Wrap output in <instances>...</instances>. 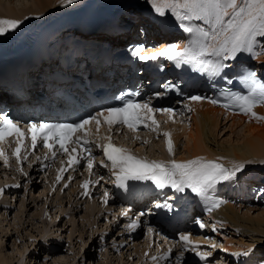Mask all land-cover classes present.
<instances>
[{"label":"snow or ice","instance_id":"obj_1","mask_svg":"<svg viewBox=\"0 0 264 264\" xmlns=\"http://www.w3.org/2000/svg\"><path fill=\"white\" fill-rule=\"evenodd\" d=\"M72 2L73 0H65L67 4ZM148 3L159 16L170 12L179 22L181 28L193 34V39L183 48L171 44L152 54H143L144 46H136L133 49V55L142 61L166 57L173 61L177 67L182 63L193 64L195 71L215 77L230 67L227 62L235 61L242 53L250 54L252 59H256L261 53H264V45H261V40H264V0H148ZM193 21H202L205 27L193 25L191 23ZM21 23L22 21L18 19L0 18V36L16 30ZM258 47L259 51H257ZM225 79L227 78L225 77ZM239 79L248 83L247 94L228 93L227 102L222 106L225 109H235L250 119L264 120V116L258 115L254 111L258 104H264V83L257 78V73L253 70H245ZM227 82L232 83L231 80ZM174 87L175 85H164L166 90ZM166 94L167 92L157 95ZM187 99L193 102L207 99L214 105L221 104V101L215 97L193 95ZM185 107L188 111L193 110L188 105ZM157 112L168 114L170 117L174 115L173 108L155 109L149 103L141 104L133 99H126L121 102L120 106L105 108L95 115H89L74 123L31 122L27 126V131L22 129L9 114L3 113L0 114V159L5 164L8 163V156L3 146L9 138H12L16 145L12 155L18 163L26 160L27 156L22 157L21 152L26 147L25 140L30 137L33 150L38 144L47 149L49 155L45 159L55 158L58 153L67 157L57 170V182L63 179L64 172L74 169L82 161H85L89 174L99 164L101 167L109 169L116 178V186L125 190L128 188V181H152L159 189L170 186L177 192L189 188L198 197L209 202L207 211L210 213L222 203L211 196L217 185L235 182L238 176L245 172L246 167L253 163L252 161H232L229 166L222 162L223 157L212 160L202 156L186 161H177L174 158L168 161L149 160L146 157L135 155L132 149L124 145L116 144L111 135L101 137L104 141L102 144L95 143L90 139L89 125L93 123L97 133H99L102 124H106L110 132L120 126H126L133 133L143 125L160 135V122L155 119L154 115ZM162 135L165 138L169 156L174 157L175 145L171 133L165 131ZM134 139H139V137L136 136ZM93 144L102 151L104 159L96 160L92 152ZM259 163L264 165V160ZM17 170L27 175L23 172L22 167ZM96 183L99 181H83L81 187L84 192L82 194L88 196L90 184ZM67 186L65 184V187ZM2 193L3 189L0 188V194ZM108 200L109 193L105 192L104 203L107 204ZM156 206L170 207L167 203L163 205L158 203ZM129 211V209H124L120 215L128 216ZM195 223L200 228L206 227L199 220H196ZM137 226L138 219L133 220L127 225V228L131 230ZM212 227L215 230V225ZM148 231L151 233L153 229L149 228ZM179 240L183 243L185 251L195 253L200 261L209 264L208 258L212 256V252L201 251L199 243L194 242L190 234H180ZM211 247L215 249L217 246L212 244ZM223 251L227 252V249H223ZM172 252L173 249L169 248L159 258L167 260ZM252 252L253 249L249 248L243 252L232 253V255L248 257ZM182 256L183 253L176 259L180 260ZM152 259L156 260L157 257L153 256Z\"/></svg>","mask_w":264,"mask_h":264},{"label":"rangeland","instance_id":"obj_2","mask_svg":"<svg viewBox=\"0 0 264 264\" xmlns=\"http://www.w3.org/2000/svg\"><path fill=\"white\" fill-rule=\"evenodd\" d=\"M51 1L53 5L56 3L55 7L57 8L62 7L65 3V0ZM147 1L148 0H105V2H99L101 4H98V6H102L104 9L114 6L116 11L123 9L124 12L131 10L132 7V10L138 8L140 11L139 3L144 5ZM129 4H131V7H127ZM33 5V0H0V14L4 15L5 18L7 15H12L10 13H5L6 8H11L13 14L18 17L20 15V10ZM55 7H51L50 10L55 9ZM65 13V10L62 11L55 17V19L63 14L65 15ZM166 14L171 13L168 12ZM29 15L30 14L26 16ZM122 19L124 24L130 26L128 24V19L123 15ZM149 19L150 18H148V20ZM142 22L147 24L145 21H136V25H140ZM133 25L130 26V29L135 34L136 30ZM124 32L118 36L119 41H124L128 38L126 36L128 34H125ZM155 38L157 39V37ZM262 41L264 40H261V42ZM262 44L264 45L263 42ZM261 57L264 58V54L259 58ZM257 59L258 57L256 58V61ZM256 61H254V63H257ZM258 66L264 67V64L257 65V67ZM240 136V126L232 124L230 121L224 120L223 118H219L218 125L207 137V141L210 145L217 140L216 144L217 146H220L226 145L228 142H235ZM252 165L257 164L253 163ZM252 165H250V168H247L249 170H247L246 174L254 172L256 176L259 173V175H264L261 173L263 171L261 167H253ZM28 183L31 184V188L30 184L25 188L23 186V188L17 193V198H15V200L5 201L2 204V207H0V226L5 229V232H2L1 234L2 243L0 244V249L10 260L9 264H124L123 262L126 261L129 253L134 257L136 251L132 245L133 243L129 241L127 237L117 235L116 231H111L108 221L105 219V211H103L102 206L97 203L81 205V207L72 210L70 205L64 206V202L60 203L59 198H57L54 201L51 200V204L53 206L57 205L58 208H60V211L65 212V214L68 213V215L63 216L53 226L50 224L44 225L39 222L38 213L41 203L43 202L44 190L38 176ZM22 197H24V200L20 201V198ZM38 200L40 201L36 203ZM260 201L261 200H257L256 202L260 203ZM249 208L252 210H248ZM261 210H264V205L253 203L251 206L246 205L243 208H239L238 212L239 216L241 215L240 217L248 214L249 217H257L259 216L258 213H261ZM34 214L35 216H33ZM102 216L103 218H101ZM85 217L87 218V222ZM94 221L98 222L94 224ZM50 227H54L52 231L56 233L50 232L48 238L44 240L45 242L37 243L36 241L39 240V229L41 231H48ZM226 227L224 235H222L225 239L239 241L242 238L245 242H249V246L247 245L246 248H249L252 244H256L264 250V242L262 241L259 243L258 241H250L247 237L242 235L241 232L243 229H241L242 227L239 225H226ZM87 229L92 230V234H95L93 235L94 239H88V233H86V231H88ZM42 235L43 236H40V239L46 237V234L42 233ZM115 237H117V239L114 242H111ZM53 239H56V242H53ZM102 240L105 241L106 245H104L102 250H99L97 244H102ZM118 242H121L120 245H116ZM129 247H132L131 250L128 249ZM118 250L119 252L117 253ZM128 264L130 263L128 262Z\"/></svg>","mask_w":264,"mask_h":264},{"label":"bare ground","instance_id":"obj_3","mask_svg":"<svg viewBox=\"0 0 264 264\" xmlns=\"http://www.w3.org/2000/svg\"><path fill=\"white\" fill-rule=\"evenodd\" d=\"M33 3H34L33 6L23 8V10H20V12H19L20 15L18 17L15 16V14H13V11H11V8L10 9L6 8L5 13L12 14V15H7L6 18L18 19L21 21H27L29 19H31V21H33V18H40L41 20H43V23L50 22L49 19L52 18V13L54 14V12L50 11L48 14H46V12L48 10H50L51 7H53V6L55 7L56 3H54V5H53L51 0H33ZM99 4H101V3H99ZM146 8L148 9V10H145L147 12V17L150 18L149 21L152 23H155V21L158 17L161 21L177 22L173 16L171 18L166 19V17L170 16L171 14H165L164 16H159L158 14H156L152 10L148 1H147V7ZM105 10L110 11L112 16H118L120 14L123 15V13H125L123 9L116 11L114 6L107 8ZM137 10H139V9L136 8L132 11L137 12ZM61 11H63V10H61ZM28 14H30V15L26 16ZM63 15H61V16H63ZM0 18H5V16L0 14ZM53 20H51V21H53ZM199 22H201L202 27H205V25L202 21H199ZM34 25H35V23H31L29 28L30 29L33 28ZM132 25L133 24H131L130 26H132ZM130 26H128L127 24L121 25V28L127 29V31H125V32L123 31V32L125 34H128V35H126L128 38L134 34V32L130 29ZM133 26L135 27V24ZM123 32H120V35ZM28 35H29V30L23 31L21 34V37L16 38L17 39V45H22L23 44L22 38H26ZM0 39H1V37H0ZM165 40H166V38H163V41H165ZM262 42L264 43V41H262ZM243 56H247L246 58L248 60H250L251 62H253L255 67H257V65L264 64V58H262V57L259 58L261 55L258 56L257 61H256V59L253 60L252 58H249L250 54L243 53V54L239 55V57H243ZM254 61H256L257 63H254ZM258 68L264 70V67L258 66ZM254 111L258 115L264 116V108L263 107H257L254 109ZM219 118L220 119L223 118L224 120L230 121L232 124H236V125L240 126L241 127L240 138L237 139L235 142H228V144L226 143V145L217 146V144H216L217 140H215L214 143H211L209 145L208 141H207V137L212 133L213 129L218 125V119ZM187 120L189 122H187L186 124H182V123L176 124V120L173 121V124H172L173 132H171V137H172V140H173L174 145H175L174 157H170L168 154V151L166 148V143H165V138H162V139L159 138V141L157 142L156 147L154 149H153V146H150L149 150H152V152L150 151L148 154L149 155L158 154V157L156 158V160H163V161H168L169 159H172V158L176 159L177 161H180V159H183L186 157H197V156H202V157H205L207 159H216L217 157H223L224 159L222 162L226 163V164H230L232 161H252L253 163H255L257 165H252L253 163H251L246 167V169L250 168V165H252L253 167L259 166L264 171V165H261L259 163V161L264 160V120L250 119L246 115L225 114L220 109L215 108V107L207 104L206 102L194 103L193 104V112L187 117ZM237 128H239V127H237ZM181 138H182V141H181ZM137 140L138 139L132 140L134 142V146H136V144L139 143ZM31 171H32V175L39 174L38 170L35 168H32ZM28 176L29 175H27L26 177H24V176L23 177L20 176V177L22 180H24V178H27ZM32 187H33V185H32ZM240 188H242V186ZM46 189L50 190V189H48V187ZM30 193H31V191H30ZM23 196H24V194H23ZM16 198H17V194H16ZM6 200H8V199H5L4 201H6ZM23 200H24V197L20 198V201H23ZM34 200H35V198H34ZM39 201L40 200L36 201V203H38ZM66 202H68V201H66ZM40 207H42V204ZM75 207L77 208L78 205H75ZM243 207H245V205L244 206L234 205L233 203L226 204V205L220 207L218 210H216L211 215V218L216 223L221 224L222 227H226V225H234V226L239 225L240 227H242L241 229H243L241 232L242 235L247 237L250 241H252V240L258 241L259 243H261L262 241L264 242V238H262V237H264V210H261V213H258L259 216H257V217H249V214L246 216L242 215V217H240L241 215L239 216L238 209L243 208ZM26 208H27V206H26ZM21 209H22V206H21ZM109 209H111V207L109 205H107L103 208V211L107 210V212H110ZM245 210H246V208H245ZM248 210H252V209L249 208ZM39 212H40V210H39ZM247 212H250V211H247ZM60 214H61V212H60ZM33 216H35V214ZM81 218H83V217H81ZM101 218H103V216ZM109 218L114 220V214H113V217L109 216ZM53 219L54 218H52V220ZM105 219L108 221V225L110 226L111 230L119 227V223L117 222V220H115L112 224L106 215H105ZM142 219H143V217H141L140 220H142ZM86 222H87V218H86ZM97 222L98 221H94V224ZM82 225H83V222H82ZM58 227H59V223H58ZM53 229H54V227L53 228L50 227V229L48 231H41L39 229V235H38L39 240H37L36 242L37 243L45 242L44 240H46L48 238V235L50 232L56 233V232L52 231ZM84 229H85V227H84ZM87 230L88 231H86V230L85 231H86V233H88V237H89L88 239H90V240L94 239L93 235H95V234H92V230H89V229H87ZM120 231L121 230H119V232ZM130 231L134 232L135 234L132 238H130L129 241H132V243H133L132 245L135 248V251L141 253L143 250L142 247L147 242L149 244V242L151 241V239L148 241L150 236L147 235L145 238H143L144 241L142 243L140 240H137L138 235H139V227L137 226L135 229H131ZM2 232H5V229L1 228V226H0V244L2 243V237H1ZM42 233L46 234V237L44 239H40L41 238L40 236H43ZM99 234H101V233H99ZM222 235H220V238L222 240H224L225 242L221 246L224 247L225 249H227L226 253H228L231 256L230 257L231 259L229 261L230 264H234L235 260L237 259V256H233L232 253L244 251L245 249H247L246 246L247 245L249 246V242H245V240H243L242 238L239 241L234 240L235 241L234 242L231 239H225L224 237H222ZM100 236H102V235H100ZM127 237L129 238L130 236H127ZM116 239H117V237L115 238V240ZM54 240L56 241V239H53V242H55ZM115 240H113L112 242H114ZM102 243H104L106 245L105 241H103V240H102ZM118 243H120V242H118ZM131 248L132 247H129L128 249L131 250ZM118 252H119V250L117 251V253ZM130 255H131V253L128 254V257H130ZM232 260H234V261H232ZM9 261L10 260L8 259V257L0 249V264H9ZM137 262H138V259L133 261L132 263L137 264ZM123 263L124 264L128 263L127 259Z\"/></svg>","mask_w":264,"mask_h":264}]
</instances>
